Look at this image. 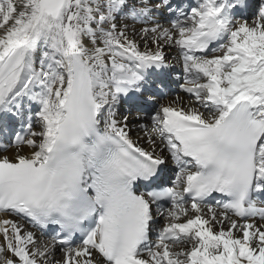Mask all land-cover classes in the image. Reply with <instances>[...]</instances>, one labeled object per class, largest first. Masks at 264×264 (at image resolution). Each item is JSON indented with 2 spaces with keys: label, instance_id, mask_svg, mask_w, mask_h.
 <instances>
[{
  "label": "snow or ice",
  "instance_id": "1",
  "mask_svg": "<svg viewBox=\"0 0 264 264\" xmlns=\"http://www.w3.org/2000/svg\"><path fill=\"white\" fill-rule=\"evenodd\" d=\"M0 264H264V0H0Z\"/></svg>",
  "mask_w": 264,
  "mask_h": 264
},
{
  "label": "bare ground",
  "instance_id": "2",
  "mask_svg": "<svg viewBox=\"0 0 264 264\" xmlns=\"http://www.w3.org/2000/svg\"><path fill=\"white\" fill-rule=\"evenodd\" d=\"M166 51H167V53H168V55L171 57V56H175V53L172 51V50H167L166 49ZM188 99H186V101H187ZM13 153H10L9 155H12Z\"/></svg>",
  "mask_w": 264,
  "mask_h": 264
}]
</instances>
